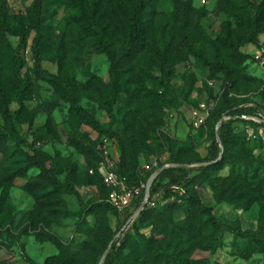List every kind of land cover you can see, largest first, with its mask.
<instances>
[{"label": "rangeland", "instance_id": "obj_1", "mask_svg": "<svg viewBox=\"0 0 264 264\" xmlns=\"http://www.w3.org/2000/svg\"><path fill=\"white\" fill-rule=\"evenodd\" d=\"M186 1L195 48L210 63L226 66L227 73L213 71L179 45L175 24L180 8L175 0H146L145 34L117 79H112L111 64L96 38L102 34L119 59L129 41L134 0H47L54 15L44 26V68L64 74L75 85L81 105L135 149L139 178L151 171L145 166L155 164L153 177L158 173L161 184L183 178L187 194L177 191L156 198V206H149L110 264H264V254L251 238L226 232L214 250L219 233L200 210L206 206L221 223L264 235V126L227 117L230 104L233 109H264V57L256 58L264 52V0H251L252 5L244 0ZM4 2L11 22L30 31L20 54L32 79L26 110L39 133V146L52 156L48 166L61 182L72 172L76 189L90 207L83 210L76 196L66 195L31 168L26 144L0 142V264H47L50 258L57 259L52 264H101L121 215L98 206L109 203L111 190L103 178L91 180L96 176L94 166L98 172L104 161L107 138L72 114L60 90L36 80L32 47L37 33L30 25L33 0ZM221 38L239 43V52ZM9 41L12 48L18 46L17 37L9 36ZM163 56L176 70L169 103L157 96L163 91L157 80ZM11 57L10 49L0 44V88L9 98L15 83ZM92 75L102 85L86 88ZM109 103L113 118L105 110ZM11 109L16 110L14 103ZM222 121L231 132L226 159L220 164L194 163L209 160L213 143H221ZM0 128H4L1 113ZM19 130L26 142L33 143L28 126ZM107 148L118 171V143L110 140ZM176 155L189 163L185 170L172 163ZM16 170L23 176L9 185L4 178ZM126 180L140 193L133 205L144 202L150 183ZM191 197L199 205L190 203Z\"/></svg>", "mask_w": 264, "mask_h": 264}, {"label": "trees", "instance_id": "obj_2", "mask_svg": "<svg viewBox=\"0 0 264 264\" xmlns=\"http://www.w3.org/2000/svg\"><path fill=\"white\" fill-rule=\"evenodd\" d=\"M5 0H0V44L6 46L10 49L12 57L11 62L13 65V70L15 73V83L12 87V96L9 98L7 92L0 88V113L2 114L4 121V128H0V142L6 140H13L16 143L26 144L31 151V155H28V162L31 168H35L41 172L45 179L52 182L57 187L63 189V192L66 195L76 196L79 203L81 204L83 210H87L90 207L89 204H84L82 195L76 189L73 180L72 172H69L66 176L64 182H61L56 174L55 169H51L48 164L52 162V156L43 151L39 146L38 142L40 136L38 131L34 127L33 121L29 118L26 110V102L29 99V92L32 89V79L26 75L25 72V60L21 56L20 52L23 50L29 39V29L24 26H15L10 20V12L7 8ZM51 1V0H50ZM247 4L252 5L251 0H244ZM61 2V1H60ZM176 4L180 8V18L176 21L175 24V34L178 40L179 45L186 50L189 54L198 58L205 66L210 67L215 72L227 73L228 69L224 65H217L210 63L208 60L203 58V56L197 51L195 45L193 44L190 35L189 27L191 26L192 13L191 7L186 0H175ZM146 0H134L133 9L129 13V26H130V37L127 43V46L121 51L120 58H116V54L110 49L109 44L107 43L105 37L101 34H97V44L102 49L109 59L111 64L110 75L112 79H117L123 73L125 66L128 63L127 57L135 50L145 34L146 31ZM56 14V12H55ZM53 13L50 9V3H47V0H33L32 11L30 17L31 30L37 33V36L34 39L32 53L34 56V71L35 78L38 81L47 83L54 88L60 90L67 101L71 105L72 114L78 118L81 123L91 130L99 133L102 137H105L113 142L118 143V149L120 151V161H119V173L121 176L130 179L134 184H140L142 181L146 185L150 183L154 171L148 172L142 178H139L138 168L139 162L135 149L131 146L125 144L122 136H120L116 131L112 130L110 127L103 125L93 114L86 110L81 105L80 96L77 92L75 85L61 73H51L44 68L43 56L44 49L46 46V37L44 32L45 24L53 18ZM248 33L250 29H248ZM251 35V34H250ZM9 36H14L18 38V46L12 48L9 41ZM229 47H231L235 52H239V43L231 40L230 38H221ZM161 75L157 78L159 85L163 88L161 94L157 95L158 98L163 103H169L168 94L174 91L175 86L173 85V80L175 78L176 70L172 60L168 56H163L162 64L160 67ZM102 85V81L99 80L95 75H92L88 84L85 85L86 88H90L91 85ZM16 105V110L12 111L11 104ZM105 110L109 118L114 117L113 106L108 104L105 106ZM228 116L230 118L238 117L242 115H247L249 117H259L260 115L264 116V109L262 108H251L247 110H240L239 108H234L233 105H229ZM264 126V123L261 124ZM20 126H28L29 132L32 135L34 141L29 144L26 142L19 130ZM226 126L222 125L220 128V140L221 143L217 141L213 143L210 151V159L202 162L200 160L194 162L197 164H220L223 160L226 159L227 154L230 151L231 144V132L225 130ZM59 158V155H57ZM172 163L177 166V170L183 171L184 168L189 165V163L183 159L180 155H176L172 159ZM70 166L68 169H71ZM96 176H91V180H102V177L98 174V166H94ZM203 166L201 169H204ZM18 176H23V173L19 170H16L12 174L6 176L4 179L9 185H13ZM180 176L172 178L168 184H161L157 180L154 181L151 186L150 191V202L156 199V195L160 191H164V195L168 193H176L177 191L172 188H179L184 190ZM103 181V180H102ZM185 191V190H184ZM185 194L186 191H185ZM163 195V196H164ZM190 203H195L199 205V202L195 198H189ZM143 200L139 201L137 204L133 205L129 210L123 215H119V221L117 227L111 237L107 240V247L113 244L110 253L108 254L107 260L104 264H110L112 257L122 249L129 237L131 232L135 231L145 214L149 211V205L141 211L138 215L136 221L132 225L131 231L127 232L125 235L121 236L116 240L118 234L127 226L130 220L139 212ZM99 207H108L112 213H116V210L108 203L102 202L98 204ZM200 210L203 214L209 216V222L211 226L216 229L219 233V237L216 240L214 250H217L221 246V239L226 232L235 234L243 238H251L264 254V235L259 231H244L238 224H224L216 219L213 215V210L201 206ZM56 258H50L47 261V264H52L55 262Z\"/></svg>", "mask_w": 264, "mask_h": 264}, {"label": "built area", "instance_id": "obj_3", "mask_svg": "<svg viewBox=\"0 0 264 264\" xmlns=\"http://www.w3.org/2000/svg\"><path fill=\"white\" fill-rule=\"evenodd\" d=\"M203 3H206V1L203 0ZM263 57H264V52H261L260 54H258L256 58L257 60H262ZM241 118L243 120H255L257 122L264 123L263 115H260L259 117H249L247 115H242ZM196 126L199 127V123H196ZM109 141H110L109 139H106L104 141L106 143L104 147V161L101 163V166L98 169V172L102 176L106 186L111 190L109 204L116 211H118L121 215H123L133 205L134 202L139 200L140 193L139 191L131 190L127 185L126 178L120 177L118 175L116 163L111 159V156H110L111 154L109 152V149L107 148V143ZM156 165L157 164H155V166L147 165L145 167L147 170L152 171L154 168H156ZM93 173L94 171H91V174ZM172 189L178 191L181 194H185V191L182 189L175 188V187ZM162 195H164V191L159 192L155 198H158L159 196H162ZM156 203L157 201L155 199L151 202L149 199L147 206L149 205V206L155 207ZM137 214L130 220V222L122 230V232L118 234L116 240L119 239L121 236L125 235L127 232L131 231L132 225L134 224V222L136 221L138 217Z\"/></svg>", "mask_w": 264, "mask_h": 264}, {"label": "water", "instance_id": "obj_4", "mask_svg": "<svg viewBox=\"0 0 264 264\" xmlns=\"http://www.w3.org/2000/svg\"><path fill=\"white\" fill-rule=\"evenodd\" d=\"M223 124V121L220 123V125ZM158 177V173L152 178L151 182H150V186H149V189H148V192H147V197L145 199V201L143 202L139 212L137 215H139L141 213L142 210H144V208L147 206V203L150 199V189H151V186L153 185L154 181L156 180V178ZM113 244L110 245V247L108 248L107 252L105 253V255L103 256V259L101 260V264H103L108 256V254L110 253L111 251V248H112Z\"/></svg>", "mask_w": 264, "mask_h": 264}]
</instances>
